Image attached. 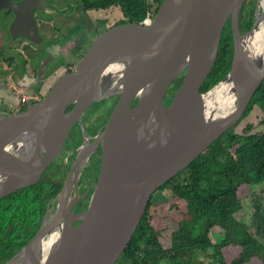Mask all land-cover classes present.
Segmentation results:
<instances>
[{
    "label": "water",
    "instance_id": "water-1",
    "mask_svg": "<svg viewBox=\"0 0 264 264\" xmlns=\"http://www.w3.org/2000/svg\"><path fill=\"white\" fill-rule=\"evenodd\" d=\"M244 1L163 0L151 24L107 28L41 101L0 117V202L41 179L76 122L84 136L56 211L3 264L117 263L154 193L242 119L264 81V0H257L252 25L241 32ZM30 6L29 0L12 5L18 13L15 29L26 23ZM229 19L231 68L212 85L210 73ZM181 75L167 105V92ZM113 96L105 126L91 142L82 117L93 103ZM100 144L89 201L74 210L82 197L72 188ZM53 225L59 228L47 237ZM44 240H51L46 252Z\"/></svg>",
    "mask_w": 264,
    "mask_h": 264
},
{
    "label": "trees",
    "instance_id": "trees-1",
    "mask_svg": "<svg viewBox=\"0 0 264 264\" xmlns=\"http://www.w3.org/2000/svg\"><path fill=\"white\" fill-rule=\"evenodd\" d=\"M162 1L105 0V8L120 5L125 18L119 24L141 22L148 12L156 14ZM253 19L254 3L247 0L240 18L241 32L251 27ZM233 53V36L228 23L210 73L212 85L229 72ZM182 77L174 81V93ZM116 99L117 96L110 97L108 115ZM255 105L261 110L258 125L262 128L259 131H255V125L250 122L241 131L234 126L156 191L169 190L172 204L176 207L183 205L181 218L170 230L171 244L166 246L161 240L164 229L152 224L154 214L150 210L155 192L143 220L116 264H233L223 250L225 246L241 247L239 261L250 263L256 260L264 264V81L238 125ZM107 119L108 116L99 122L100 129ZM243 185L253 192L261 191V195L254 200L251 223L237 216L244 206L240 195ZM21 191L8 195L0 202V211L5 213L3 221L0 220V264L15 255L32 236L29 234L25 240L14 238L18 230L16 224L22 218L18 211L22 208L18 205L15 209L11 198ZM11 209L12 213L17 211L15 216L11 215ZM216 230L224 235L220 241H214L212 237Z\"/></svg>",
    "mask_w": 264,
    "mask_h": 264
},
{
    "label": "flooded vegetation",
    "instance_id": "flooded-vegetation-1",
    "mask_svg": "<svg viewBox=\"0 0 264 264\" xmlns=\"http://www.w3.org/2000/svg\"><path fill=\"white\" fill-rule=\"evenodd\" d=\"M24 1L26 0H0L2 5H9L0 8V117L18 113L41 101L59 76L76 69L98 35L125 18L120 5L105 8V0H29L31 6L24 11L27 21L15 29L13 24L18 13L12 5ZM246 2L247 0L243 2L240 10L239 24ZM256 2L257 0H253L254 8ZM29 11L32 21L28 15ZM33 22L36 32L33 30ZM228 23L230 19L225 27ZM109 99L93 103L103 104V107L88 113L90 106L82 117L91 142L104 128L98 127L99 122L106 116L109 117ZM171 100L166 104H170ZM236 125L238 126V123ZM83 138L82 128L76 122L61 154L47 166L41 179L20 189L22 191L12 197L13 203L19 201L18 205L22 208L18 211L19 217L22 218L16 225L18 230L22 228L25 231L23 240L28 237L29 231L37 227L34 235L25 244L38 233L46 217L49 218L56 211L60 192ZM101 155L100 144L83 167L77 184L72 188L74 196L82 197L75 204L74 210L84 207L89 201L92 192L89 188L98 176ZM52 228L51 232L46 234L47 237L57 230L59 225H53Z\"/></svg>",
    "mask_w": 264,
    "mask_h": 264
},
{
    "label": "rangeland",
    "instance_id": "rangeland-1",
    "mask_svg": "<svg viewBox=\"0 0 264 264\" xmlns=\"http://www.w3.org/2000/svg\"><path fill=\"white\" fill-rule=\"evenodd\" d=\"M173 86L174 84L171 85V87L169 88L167 92L166 100H165L166 103L170 100L169 98H172L174 94ZM98 107H103V104L102 105L92 104L91 107L88 109V113L96 111ZM260 113H261V110L259 109L257 105H255L253 110L250 112V114L242 120V122L237 126L236 129L238 131H241L244 128V125L250 122L255 125L254 130L259 131L262 128V126L258 125L259 120L261 118ZM45 187L48 188L47 186ZM240 195L243 197L244 206H243V209L237 213V216L240 220L251 223L252 216L254 213V200L256 197L261 195V191L253 192L252 190L249 189L248 186L243 185L240 190ZM11 203H13V201ZM18 203L19 201L13 203L15 209H16L15 205L16 204L18 205ZM172 203H173L172 195L169 190L158 191L156 192L154 196L153 206L151 207V210H150L151 213L154 214V218L152 221L153 226H155L158 229H164L161 240L166 246L171 244L170 230L171 228H174L176 226L177 220L181 218V209L183 208V205L181 204L179 205V207H176V204H172ZM16 212L13 210V213H12V209H11V215L15 216ZM4 216H5V213L0 211L1 221H3ZM36 228L29 231V233L32 234V236L34 235ZM24 233L25 231H23V229L21 228L17 230L14 238L18 240H23L25 237ZM28 237H29V234H28ZM212 237L214 241H220L223 239L224 235L220 231L216 230L212 233ZM223 250L228 260L233 264H257L258 263L256 262V260H253L250 263L239 261L241 260L240 255H239L241 252L240 246L238 247L225 246Z\"/></svg>",
    "mask_w": 264,
    "mask_h": 264
},
{
    "label": "built area",
    "instance_id": "built-area-1",
    "mask_svg": "<svg viewBox=\"0 0 264 264\" xmlns=\"http://www.w3.org/2000/svg\"><path fill=\"white\" fill-rule=\"evenodd\" d=\"M156 14H154L152 11L148 12L146 17L141 21L142 24H151L154 20ZM22 101H25V95L22 96Z\"/></svg>",
    "mask_w": 264,
    "mask_h": 264
},
{
    "label": "bare ground",
    "instance_id": "bare-ground-1",
    "mask_svg": "<svg viewBox=\"0 0 264 264\" xmlns=\"http://www.w3.org/2000/svg\"><path fill=\"white\" fill-rule=\"evenodd\" d=\"M228 92H229V90H228ZM232 99H233V94L231 93V96H230V98H229L230 102H232ZM53 238H54V236H53ZM51 240H52V239H51ZM51 240H44V241H43V245H42V248H41L42 251H44V252L47 251L46 249H48V247H49L48 243H50Z\"/></svg>",
    "mask_w": 264,
    "mask_h": 264
}]
</instances>
